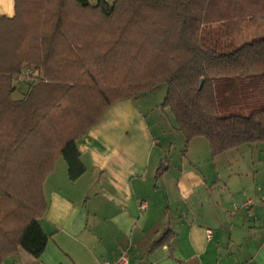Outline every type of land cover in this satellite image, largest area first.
<instances>
[{
	"label": "trees",
	"instance_id": "1",
	"mask_svg": "<svg viewBox=\"0 0 264 264\" xmlns=\"http://www.w3.org/2000/svg\"><path fill=\"white\" fill-rule=\"evenodd\" d=\"M14 3L15 15L0 17V264L21 250L42 255L44 181L59 157L70 181L85 172L76 140L119 100L165 83L160 107L186 142L205 138L212 156L264 143V107L229 111L264 75V36L233 40L264 18V0ZM26 69L37 73L15 100L14 79ZM167 169L165 156L156 178Z\"/></svg>",
	"mask_w": 264,
	"mask_h": 264
},
{
	"label": "crops",
	"instance_id": "2",
	"mask_svg": "<svg viewBox=\"0 0 264 264\" xmlns=\"http://www.w3.org/2000/svg\"><path fill=\"white\" fill-rule=\"evenodd\" d=\"M14 15V0H0V17ZM32 81L16 77L12 98ZM141 98L115 102L76 140L85 166L77 180L57 158L43 185L44 252L21 250L2 264H264V163L255 155L264 145L212 156L205 138L186 142L168 107Z\"/></svg>",
	"mask_w": 264,
	"mask_h": 264
},
{
	"label": "rangeland",
	"instance_id": "3",
	"mask_svg": "<svg viewBox=\"0 0 264 264\" xmlns=\"http://www.w3.org/2000/svg\"><path fill=\"white\" fill-rule=\"evenodd\" d=\"M108 1L111 2L112 0H108ZM261 36H264V18H261L256 25L245 23L242 26L241 31L233 37V40L236 45H239L243 42L250 41L252 39H256ZM166 91H167V86L164 83L159 85L152 91L140 95L139 97L147 98L149 104L148 108L151 106H158V109L160 110V105L165 97ZM260 107H264V75L258 76V78H256L254 83H252L251 85H249L248 87L242 90L238 98L233 100V102L229 104V108H230L229 111L246 113L250 109L260 108ZM221 113L224 114L225 111L222 110ZM180 137L183 136L180 134ZM179 142L177 141L176 143H174V147L176 146L175 148H177L178 143L181 144L183 148L182 153H185L187 149L186 147L187 144H185V139L183 138V142L180 139ZM257 145H264V143L258 142ZM197 146L200 147L199 144H197ZM255 150L258 151L257 154L255 151V155L256 156L259 155L261 162L264 163V146L263 148H261V151L258 149ZM248 161L251 162L250 160ZM260 167L261 165L259 166V168Z\"/></svg>",
	"mask_w": 264,
	"mask_h": 264
},
{
	"label": "built area",
	"instance_id": "4",
	"mask_svg": "<svg viewBox=\"0 0 264 264\" xmlns=\"http://www.w3.org/2000/svg\"><path fill=\"white\" fill-rule=\"evenodd\" d=\"M37 71L35 69H26L24 71V75L26 76H33V75H36ZM146 207V202L142 201L140 203V208L141 209H144ZM235 207V206H234ZM208 235H210V231L208 230ZM103 264H110L108 262H104ZM114 264H123L122 260L118 261L117 263H114Z\"/></svg>",
	"mask_w": 264,
	"mask_h": 264
}]
</instances>
